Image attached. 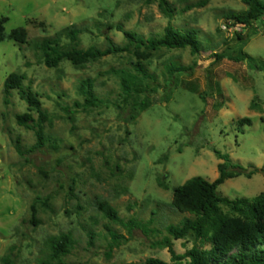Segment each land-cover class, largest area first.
Here are the masks:
<instances>
[{"label":"rangeland","instance_id":"1","mask_svg":"<svg viewBox=\"0 0 264 264\" xmlns=\"http://www.w3.org/2000/svg\"><path fill=\"white\" fill-rule=\"evenodd\" d=\"M200 1L168 0L175 8L168 17L158 0H0V16L9 19L6 33L23 27L28 35L26 44L0 42V264L6 257L13 264L170 262L168 250L157 245L165 238L178 254L201 247L193 238L175 240L167 232L193 218L172 208L174 189L196 176L216 180L222 161L215 151L248 171L264 168V17L245 28L228 19L231 12L247 10L244 0H206L205 6L187 9ZM117 25L144 38L162 36L168 25L196 30L201 43L197 55L189 48L151 53L144 63L158 89L138 97L147 98L150 107L135 121L118 108L125 104L120 73L134 72L133 55L112 54L79 66L64 60L48 68L39 48L45 38L74 28L83 30L79 49L104 50L107 38L123 46ZM238 35L257 60L254 67L229 57L240 44ZM58 40L65 50L75 45L65 33ZM170 65L193 70L179 76L165 100ZM13 73L24 76V87L46 113L49 143L42 150L29 151L37 142L35 131L17 124V115L28 112L19 92L13 90L4 103V83ZM87 79L104 102L100 108L76 106L84 103L80 85ZM242 118L251 124L240 126ZM263 191L260 172L229 179L218 189L230 199H253ZM102 202L116 210L118 222L100 209ZM61 235L72 246L53 260L49 241Z\"/></svg>","mask_w":264,"mask_h":264},{"label":"trees","instance_id":"2","mask_svg":"<svg viewBox=\"0 0 264 264\" xmlns=\"http://www.w3.org/2000/svg\"><path fill=\"white\" fill-rule=\"evenodd\" d=\"M159 7L168 17H173L175 8L168 0H158ZM248 6L247 10L242 12H231L228 19L235 25H241L245 28L251 27L255 22L264 17V1L262 0H244ZM206 0L200 1L193 7L205 6ZM9 21L6 17L0 16V42L11 40L19 44L27 43V31L23 27L13 29L9 34L6 33L5 24ZM117 29L122 32L126 39V44L118 46L109 38V45L101 50L96 47H90L86 50L79 49L76 45L79 35L83 33L82 29L74 28L63 30L55 38H45L40 43V50L44 57V63L48 68H56L64 61L69 60L73 65L79 66L91 61L112 54L127 53L136 58L133 64L134 72L121 71V88L124 95V107L118 106L123 113L129 117V121H135L142 112L150 107V101L145 98L138 101L140 95H147L149 92H156L158 86L154 75L147 70L144 63L151 53L162 49H186L189 48L193 55L201 51V43L197 37L196 30L183 32L172 25L165 28L164 34L158 38H144L133 31H127L122 25H117ZM62 33L67 34L74 46L65 50L61 47L58 36ZM240 44L235 50V54L229 55L236 61H248L251 67L257 60L249 56L244 47L247 42L238 35ZM216 56L221 58V56ZM193 70L179 65H170L167 68L169 79L164 92V99L169 100L171 96L172 85H175L180 75ZM24 76L16 73L11 74L4 83V103H10V97L13 90H17L22 100L28 104V112L17 115V124L28 130H34L37 142L29 150L36 152L42 150L47 143L48 137L44 132V123L47 120L46 113L37 95L30 88L23 85ZM80 90L84 96V103H76L78 108L90 110L100 108L104 102L97 97L94 91V83L91 79L84 80L80 85ZM126 107V108H125ZM131 109V110H130ZM37 113L38 117H34ZM240 126L251 124L249 118H242L238 121ZM16 149L23 155V149L19 140L16 141ZM216 157L222 161L218 164L219 177L210 182L203 177L196 176L187 180L183 185L174 189L171 206L182 214H190L193 218H186L181 225H170L167 232L175 240L193 238L200 242L183 254H178L170 238H165L157 245L167 249L171 255L170 262L159 258H149L144 264H264V191L253 199L236 198L230 199L222 196L218 189L227 180L239 176L251 178L256 173H264L262 169H252L248 171L239 164L232 163L228 154L215 151ZM161 187H166L164 182H160ZM105 215L114 222L119 221L118 214L107 202L99 205ZM227 208V212L223 210ZM37 213V208L32 205L33 218ZM113 237L118 239L115 234ZM49 244L52 248V259L60 260L70 252L72 240L68 235H61L50 239ZM118 245V242H115ZM205 246V247H204ZM206 246H208L206 248ZM111 256V253L108 254ZM3 264H13L8 258H4ZM42 264H51L43 262ZM138 264V263H130Z\"/></svg>","mask_w":264,"mask_h":264}]
</instances>
